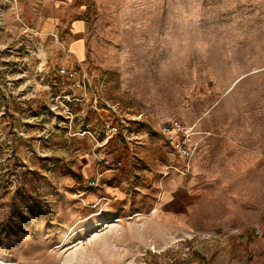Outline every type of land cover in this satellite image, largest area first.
<instances>
[{
  "label": "rangeland",
  "instance_id": "obj_1",
  "mask_svg": "<svg viewBox=\"0 0 264 264\" xmlns=\"http://www.w3.org/2000/svg\"><path fill=\"white\" fill-rule=\"evenodd\" d=\"M86 18L80 60L0 0V264H264V0Z\"/></svg>",
  "mask_w": 264,
  "mask_h": 264
},
{
  "label": "crops",
  "instance_id": "obj_2",
  "mask_svg": "<svg viewBox=\"0 0 264 264\" xmlns=\"http://www.w3.org/2000/svg\"><path fill=\"white\" fill-rule=\"evenodd\" d=\"M18 2L23 22L33 27L43 41H49L50 35L61 41L71 34L65 41L78 57L74 46L80 41L85 46L84 33L88 25L86 15L90 0H18ZM167 206L174 209L175 214L177 210H182L185 207L182 195H177L165 204V207Z\"/></svg>",
  "mask_w": 264,
  "mask_h": 264
},
{
  "label": "built area",
  "instance_id": "obj_3",
  "mask_svg": "<svg viewBox=\"0 0 264 264\" xmlns=\"http://www.w3.org/2000/svg\"><path fill=\"white\" fill-rule=\"evenodd\" d=\"M65 71V70H64ZM118 126H113L112 130L113 132L118 131ZM163 131L170 135V138L172 139V142L176 144V147L180 149V152L185 157H191L193 154L194 149V141L193 136L195 134L194 127H187L183 123L179 121H174L172 123L166 124L163 126ZM173 131H176L177 133H180L183 135V138H185V141L183 143H180L178 140H174ZM188 168V166H187Z\"/></svg>",
  "mask_w": 264,
  "mask_h": 264
},
{
  "label": "bare ground",
  "instance_id": "obj_4",
  "mask_svg": "<svg viewBox=\"0 0 264 264\" xmlns=\"http://www.w3.org/2000/svg\"><path fill=\"white\" fill-rule=\"evenodd\" d=\"M74 49L76 50V52L78 53V57L80 60H83L85 58V46L83 44L82 41L77 42L74 46ZM46 51L45 50H41V55H43V57L45 56ZM119 219V217L117 218H107V217H102L100 218V225H103L105 223H116ZM115 225V224H113Z\"/></svg>",
  "mask_w": 264,
  "mask_h": 264
}]
</instances>
